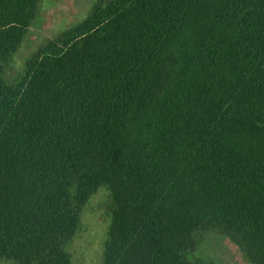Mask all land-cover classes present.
Returning a JSON list of instances; mask_svg holds the SVG:
<instances>
[{
  "label": "trees",
  "instance_id": "1",
  "mask_svg": "<svg viewBox=\"0 0 264 264\" xmlns=\"http://www.w3.org/2000/svg\"><path fill=\"white\" fill-rule=\"evenodd\" d=\"M42 0H0V260L73 264L110 191L103 264H264V0H96L20 54Z\"/></svg>",
  "mask_w": 264,
  "mask_h": 264
},
{
  "label": "rangeland",
  "instance_id": "2",
  "mask_svg": "<svg viewBox=\"0 0 264 264\" xmlns=\"http://www.w3.org/2000/svg\"><path fill=\"white\" fill-rule=\"evenodd\" d=\"M95 1L42 0L40 15L20 48V54L27 56L38 50L47 40L55 38L68 27L81 21ZM111 217L110 191L102 187L85 208L80 230L69 247L73 264H103ZM212 234L218 232L205 233L198 238L199 246L189 255L190 260L200 261L211 256L220 264H248L229 241H220L211 236ZM0 264L14 263L0 260Z\"/></svg>",
  "mask_w": 264,
  "mask_h": 264
},
{
  "label": "flooded vegetation",
  "instance_id": "3",
  "mask_svg": "<svg viewBox=\"0 0 264 264\" xmlns=\"http://www.w3.org/2000/svg\"><path fill=\"white\" fill-rule=\"evenodd\" d=\"M211 236H214V237H216L218 240H220V241H225V240H227V241H229L237 250H238V252L242 255V257H243V259H244V261H246L248 264H251L249 261H247L246 260V258L243 256V254L241 253V251L226 237V236H224V235H221V234H212ZM209 240V239H208ZM211 257V256H210ZM208 257V259H210V260H214L215 261V263L216 264H220L215 258H213V257Z\"/></svg>",
  "mask_w": 264,
  "mask_h": 264
}]
</instances>
